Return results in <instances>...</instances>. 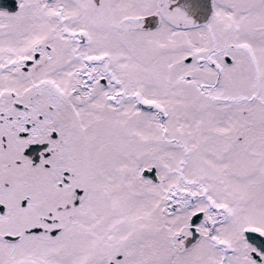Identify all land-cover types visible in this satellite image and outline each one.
<instances>
[{"label": "snow or ice", "instance_id": "snow-or-ice-1", "mask_svg": "<svg viewBox=\"0 0 264 264\" xmlns=\"http://www.w3.org/2000/svg\"><path fill=\"white\" fill-rule=\"evenodd\" d=\"M0 264H264V0H0Z\"/></svg>", "mask_w": 264, "mask_h": 264}]
</instances>
